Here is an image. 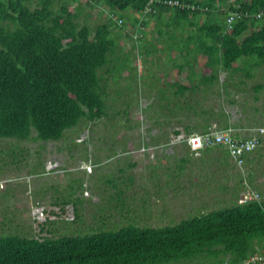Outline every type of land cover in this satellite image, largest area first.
Returning a JSON list of instances; mask_svg holds the SVG:
<instances>
[{
  "label": "trees",
  "instance_id": "16d2710c",
  "mask_svg": "<svg viewBox=\"0 0 264 264\" xmlns=\"http://www.w3.org/2000/svg\"><path fill=\"white\" fill-rule=\"evenodd\" d=\"M150 1H90L92 7L94 4L107 7L104 8L105 23L93 27L87 17L81 20L86 10L81 0H0V140L66 141L68 131L79 130L81 126L89 128L88 122L100 123L103 131H114L120 138L116 129L118 123L110 125L109 119L112 116L117 118L120 110L116 104L120 102H125L123 114L128 115V99L132 92L122 91L124 97L118 102L119 99L110 97L108 88L116 71L133 70L124 62L133 58L134 45H130L129 50L120 47L113 31L119 27L128 36L138 29L145 33L153 20V27L162 34L163 15L169 11L175 15L179 26H197L193 27L189 38L170 35L164 50L167 49L171 60L183 53H186L185 57H207L206 65L212 73L198 77L201 92L215 84L220 70H229V76L240 72L249 79L256 75L255 70L264 66V18L256 20L243 16L227 29L228 12L221 9L225 7L230 12L240 7L258 12L264 10V0H186L197 1L201 8L207 5L206 10L192 12L165 6L157 9L156 1L151 3V10H147ZM140 13L143 17H136ZM112 15L121 17L123 24H117ZM200 18L205 19L201 24ZM172 24L167 23L166 27H172ZM139 45L140 51L136 54H144V61L148 60V55L159 52L153 41H142ZM186 62L189 63V59ZM137 73L136 70V79L139 78ZM132 75L134 73L129 76ZM143 77L145 75L140 76ZM162 80L171 83L167 77ZM198 80H191L190 86L181 84L176 94L184 97L182 94L186 90L196 88ZM261 88H264L263 84L256 90ZM159 92L164 93L162 88ZM163 98L164 94L160 98L158 94L154 95L149 106L156 109ZM171 104L169 101L170 107ZM185 104L180 111L198 116L199 104L196 103L195 108ZM114 106L117 112L112 111V114L109 109ZM166 111V114L173 112L172 109ZM205 113L209 118L224 117L220 131L232 128L233 139H246L254 134L252 128L242 126L238 130L231 125L230 116L225 111L215 114V109L205 108L203 115ZM209 121L204 122L201 133L209 132ZM197 129L185 125V137ZM244 131L249 134L243 135ZM110 143L114 146L111 153L115 152L120 143L112 140ZM43 147L41 144L39 148ZM14 148H18L17 142L11 144L10 149ZM120 148L126 151L125 144ZM212 148L223 149L221 156H216L217 162L221 163L226 157L227 161L223 162H230L231 158L238 166L226 143L204 148L203 153ZM256 150L244 156L246 166L254 167L252 158ZM181 161L187 160L183 158ZM253 175V172L243 175L239 183L253 186ZM255 193L257 198L193 214L173 225L154 227L130 223L116 229L101 228L85 234L44 239L18 234L0 235V264H221L226 260L238 263L264 242V203L260 201V193ZM122 194L123 191L118 193V200ZM72 196L73 192H70L65 201H71Z\"/></svg>",
  "mask_w": 264,
  "mask_h": 264
},
{
  "label": "rangeland",
  "instance_id": "374dc122",
  "mask_svg": "<svg viewBox=\"0 0 264 264\" xmlns=\"http://www.w3.org/2000/svg\"><path fill=\"white\" fill-rule=\"evenodd\" d=\"M81 1L86 8L81 20L87 17L93 27L105 23L106 6L94 4L92 7L90 1L93 0ZM86 12L91 16H87ZM116 13L121 15L120 12ZM151 24L152 27H149ZM154 24L151 20L145 33L140 30L138 38L134 37L135 33L132 36L126 35L119 27L113 31L120 47L129 50L130 45H134L133 58L128 63L124 62V65L133 69L124 72L134 73V76L116 71L108 88L110 97L119 99L118 102L124 97L122 91L132 92L128 99V115L123 114L125 102H120L116 104L120 110L117 118L112 116L109 119L110 125L118 123L116 129L120 138L114 131H103L100 123L88 122L89 128L81 126L79 130L68 131L66 141L0 140V235L18 234L44 239L85 234L101 228L116 229L130 223L154 227L177 224L193 214L220 209L236 201L242 202L248 185L243 186L239 182L249 172L254 173L253 186L249 188L260 193V201L264 203V162H255L254 167L246 166L243 170L231 158L227 163L223 162L227 161L226 157L221 159L223 161L219 160L221 163L217 162L216 156L220 155L223 150L221 148L206 150L203 156V151L201 155H196L185 141L184 133L187 124L199 128L196 131L201 133L204 122L208 120H211L208 122L209 129H221L225 118H209L207 113L203 115L205 108L215 109V113L225 111L230 116V124L238 126V130H241V126H263L264 88L257 91L256 87L264 85V66L255 70L256 75L249 79L240 72L229 76V70L223 71L220 75L222 84H225L220 89L222 101L216 94L213 96L210 86L201 92L198 89L200 79L196 88L182 94L186 101L180 94H176V86L165 89L164 93L145 92V87L153 78H140L142 74L138 72L139 78L136 79V70L144 69L155 75L157 67L143 63L145 55L136 54L140 51L139 44L146 40L145 36L149 32L152 41L156 45L160 43L157 47L166 45V41H158L159 32L153 27ZM171 29L179 33L186 30L179 25ZM151 58L153 56L149 60ZM168 71L170 80L190 84L186 73ZM142 79L144 81L139 82ZM156 94L158 98L164 94L169 101L179 99V105L184 104V107L185 102L194 108L199 104V114L195 116L192 112L186 114L181 111L179 117L172 120L163 118L165 115L158 106L156 109L152 106L143 109L147 100H152ZM214 104L220 107L215 108ZM117 108L111 107L109 111L116 113ZM158 120L159 123H156ZM150 126L152 134L158 136L162 134L157 132L182 130L183 133L175 138L184 140L176 144L169 143V154L166 153L167 148L163 147L165 138L159 140L153 152L139 151L147 145L144 142L149 143L151 139L146 132ZM248 134V131L243 132V135ZM168 138L170 141L172 137L168 135ZM110 140L120 143L112 153L114 146ZM16 142L18 148L10 149L11 144ZM41 144L43 148H39ZM121 144L126 145V151L121 150ZM168 155L171 158H167ZM183 158L187 161H181ZM97 159L102 162L98 163ZM120 191L123 194L118 200ZM70 192H73V196L71 201L66 202Z\"/></svg>",
  "mask_w": 264,
  "mask_h": 264
},
{
  "label": "crops",
  "instance_id": "0c3cea01",
  "mask_svg": "<svg viewBox=\"0 0 264 264\" xmlns=\"http://www.w3.org/2000/svg\"><path fill=\"white\" fill-rule=\"evenodd\" d=\"M163 19H164V21H162V22L164 24H163V26L161 27V30H160V31H162V34L158 33V38H157L158 41H166L170 37V35H177V36H180V37L189 38L192 35V30H194L197 27V26L196 27L195 26L184 27L186 30L183 33H179V32H176L175 30L171 29L173 26L179 25V22L176 21L175 15L173 14L172 11H169V12L165 13L163 15ZM203 21H205V19L204 18H202V19L200 18L199 23L201 24ZM171 22H175L176 24H172ZM167 23L168 24H172V27H166ZM149 27H152V24H151V26L149 25ZM193 27H195V28H193ZM163 34L166 35L167 38L166 37H161V36H163ZM145 41H152V36L150 35L149 32H148V34L146 36V40ZM159 44H157V46ZM162 49H165V44H162V47H159V50H160L159 52L153 53L151 55H148L147 56V58H148L147 61L143 60L144 64L150 65V66H152L154 68L157 67L156 68L157 74H155V77H152V75L149 74L148 72L144 71V69L140 70L141 72L138 71L142 75L144 74L146 76V79L150 80V77L153 78V80H150L148 82L147 86L145 87V89H144V90H146L145 92H148V93L155 92L156 93V92H159L161 88L163 89V91H166L165 90L166 86H168L167 89H171L172 87H175V86L177 88H179V86H181V84L185 85V86H190L191 83H192L191 80H193V79L198 80V77L201 76V75H203V76L211 75L212 69L206 65L207 57L205 55H192V56L185 57L186 53H183V54L176 55V59L171 60L170 59L171 55L166 53V51H162ZM150 56H153V58H151L149 60ZM187 59H189V63L186 62ZM168 70H176L179 73H186L187 77L190 80V84H183L181 82V80H176V81L170 80V78H169L170 76H168V74H169ZM223 71L224 70H220L219 71L218 79L216 80L215 84L212 85V87L210 86L211 92H213V96H214V94H216L217 98H219L220 100H221V96H220L221 95V90L220 89L223 86H225V84H222V79L220 77V75L223 74ZM124 74L125 75H129V72L124 73ZM166 77H167V80L169 82H171V83H167V81L162 80V78H166ZM140 81H142V80H139V82ZM152 102H153V99L152 100H147V105L144 106L143 109H145L146 107H149V105ZM171 102H172V104H171V107H170L169 106V100L167 99L166 96H164V98L160 101V103H162V104L158 105V107L160 109H162L161 112H162L163 115H165L163 118H166V119L171 118L172 120H174L175 118L179 117L180 112H181L180 111L181 106L179 105V99L176 100L175 98H173L171 100ZM145 103H146V101H145ZM199 106H201V105H198V107ZM213 107L216 108V107H220V106L214 104ZM164 109H166V110L172 109L173 112L171 114H166L167 111L164 110ZM217 114H219V113H217ZM218 118H220V117H218ZM156 123H159V120ZM132 126L135 128V126L133 124V120H132ZM133 127H132V129H133ZM236 127H238V126H236ZM240 128H242V126ZM156 130H158V129H156ZM177 131H179V132L176 133ZM146 132H147V135L150 136V138L152 140L150 139L149 143L148 142H144V144H147V145L146 146L144 145L145 149L144 148L143 149H139V151H142V152H144V151L153 152V149L157 148V146L159 144V140L161 138H165V140L163 141V147H166V148H167L168 145H170L169 143H173V144L179 143V142H181V140H180L181 138L177 139L175 137L176 136H180L183 133L182 130L172 129V130H169V131H164V133L157 132V133L162 134L160 136H158L159 134L153 135L152 134L153 132L151 131V126H150V128H148L146 130ZM168 135H169L170 138L172 137L170 141H169ZM146 141H148V140H146ZM154 143H156V144H154ZM99 148H97V149H99ZM169 149L170 148H167L166 153H168L167 151H169ZM203 154L204 153H202L201 156H203ZM201 156H199V157H201ZM167 158H171V156L168 155ZM252 160L254 161V163L255 162H260V163L264 162V138L262 139V143L259 145L258 149L256 150ZM164 161H166V160H164ZM101 162L102 161L98 160V163H101ZM163 162H162V164H163Z\"/></svg>",
  "mask_w": 264,
  "mask_h": 264
},
{
  "label": "built area",
  "instance_id": "2783aa9c",
  "mask_svg": "<svg viewBox=\"0 0 264 264\" xmlns=\"http://www.w3.org/2000/svg\"><path fill=\"white\" fill-rule=\"evenodd\" d=\"M162 5H167L171 7L178 8L182 11H197L200 9H207V5H204V8H201L199 6V3L197 2H190L186 0H157ZM238 9L226 11L225 7H222L223 12H228L226 15V23H227V29H231L233 25L235 24L238 19L241 17H249L254 19H262L264 18V11L260 10L258 12H253L250 10H243L240 7H237ZM147 10H151L150 7H147ZM115 21L118 22V24H123V19L119 18L117 15H112ZM140 27V23H139ZM140 36V29L137 30V32L134 34L135 38H138ZM218 130V129H215ZM212 128L207 133H198L194 132L191 133L188 137H186V142L190 146L191 150L196 155H201V152L204 148L213 146L215 144H218L220 142L226 143L228 146H230L231 153L235 161H237V164L239 167H241L243 170L246 166L244 156L248 155L253 150H256L258 146L261 144V139L264 137V125L259 126L256 128H252L251 130L254 131V134L251 135L249 138L243 139H233L231 137V133H233V129L229 128L228 131H215ZM246 185H248L246 183ZM249 187V185H248ZM258 194L253 192L251 188H249L245 194H244V200L243 201H249L253 198H257ZM221 264H264V242L261 247H258L254 252H252L246 259L242 260L238 263H233L228 260L224 261Z\"/></svg>",
  "mask_w": 264,
  "mask_h": 264
},
{
  "label": "clouds",
  "instance_id": "9594fccd",
  "mask_svg": "<svg viewBox=\"0 0 264 264\" xmlns=\"http://www.w3.org/2000/svg\"><path fill=\"white\" fill-rule=\"evenodd\" d=\"M154 1L158 2L157 0H151L150 3L147 4V7H150L151 3L154 2ZM194 2H197V1H194ZM197 3H198V2H197ZM157 6H158L157 9H158V8H161V7H164V6H165V7H169V8L171 7V6H167V5H162V4H160L159 2H158V4H157ZM259 11H260V10H259ZM263 11H264V10H263ZM154 12H156V9H154ZM253 12H255V11H253ZM137 15H138V18H140V16L143 17V14H141V13H140V14H137ZM118 17H119V16H118ZM119 18H121V17H119ZM121 19H122V18H121ZM256 20H262V19H256ZM116 23L118 24L117 21H116Z\"/></svg>",
  "mask_w": 264,
  "mask_h": 264
}]
</instances>
